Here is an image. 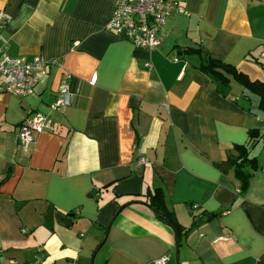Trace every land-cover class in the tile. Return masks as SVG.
Returning a JSON list of instances; mask_svg holds the SVG:
<instances>
[{
  "label": "crops",
  "instance_id": "1",
  "mask_svg": "<svg viewBox=\"0 0 264 264\" xmlns=\"http://www.w3.org/2000/svg\"><path fill=\"white\" fill-rule=\"evenodd\" d=\"M182 5L146 51L106 27L114 0H0L5 51L61 62L27 95L0 91V264H90L109 222L101 264H264V156L243 191L219 164L240 145L264 149L249 137L264 108L197 67L211 56L264 81V0ZM63 70L75 98L52 110ZM35 112L55 127L23 149L19 125ZM155 188L179 238L146 203Z\"/></svg>",
  "mask_w": 264,
  "mask_h": 264
},
{
  "label": "built area",
  "instance_id": "2",
  "mask_svg": "<svg viewBox=\"0 0 264 264\" xmlns=\"http://www.w3.org/2000/svg\"><path fill=\"white\" fill-rule=\"evenodd\" d=\"M174 13H186L182 0H114L112 14L106 27L123 35L137 49L151 51L161 43L162 26L167 18ZM5 24V14L0 10V91L14 95H27L33 91L37 81L36 72L43 71L46 65H61L56 58L25 55L12 57L4 49L5 39L2 29ZM260 56L264 58V51ZM174 57L173 60H177ZM144 66L151 67L147 60ZM70 72L63 70L57 88L55 99L49 104L50 109H59L73 103L76 92L69 86ZM92 82V81H91ZM54 123L41 112H35L25 118L19 125L17 140L23 149L34 141V134L45 129H54ZM143 160V159H142ZM198 204L189 207L194 211ZM168 257L160 256L155 264H163ZM33 264H40L37 260Z\"/></svg>",
  "mask_w": 264,
  "mask_h": 264
},
{
  "label": "trees",
  "instance_id": "3",
  "mask_svg": "<svg viewBox=\"0 0 264 264\" xmlns=\"http://www.w3.org/2000/svg\"><path fill=\"white\" fill-rule=\"evenodd\" d=\"M194 52L200 54V49L187 48L184 50L185 54H192ZM197 67L204 73L210 75L220 85L222 92L229 86L230 80H234L244 88L255 92L259 96V106L264 108V81L250 79L246 73L240 71L234 65L211 56H208L205 61L199 60ZM249 137L252 139L254 145L261 142L264 147V130L251 129L249 130ZM219 164H226L232 167L234 175L239 181L241 191L245 190L253 171L259 167L258 157L253 155L250 148L244 145L238 147V153L236 155L227 158V160ZM146 203L154 211L160 213L161 219L172 226L176 238H179L182 227L175 220L173 213L166 208L162 190L155 188L153 192L147 194Z\"/></svg>",
  "mask_w": 264,
  "mask_h": 264
},
{
  "label": "water",
  "instance_id": "4",
  "mask_svg": "<svg viewBox=\"0 0 264 264\" xmlns=\"http://www.w3.org/2000/svg\"><path fill=\"white\" fill-rule=\"evenodd\" d=\"M237 103L239 104V106L243 107V108H247L248 107V101H246L245 99L243 98H238L237 99ZM120 209V208H119ZM57 219L59 222H62L63 224L65 225H68L70 222H71V214H68V215H64V214H57ZM110 223H108V226L105 230V234L103 235L99 245L97 246V248L95 249V252L97 251V249L99 248V246H101V244L105 241V237H106V234H107V231H108V228L110 226ZM90 264H92V261L90 262Z\"/></svg>",
  "mask_w": 264,
  "mask_h": 264
},
{
  "label": "rangeland",
  "instance_id": "5",
  "mask_svg": "<svg viewBox=\"0 0 264 264\" xmlns=\"http://www.w3.org/2000/svg\"><path fill=\"white\" fill-rule=\"evenodd\" d=\"M232 81H233L232 85H234L236 88L240 87V85L236 81H234V80H232ZM260 148H261L260 146L255 147V149L252 150V154L256 155L259 160H262V158L264 156V149L262 148L260 150ZM95 255H96V252L94 251V253L92 255V258H93L92 264H101L99 254H97L96 257H95Z\"/></svg>",
  "mask_w": 264,
  "mask_h": 264
}]
</instances>
